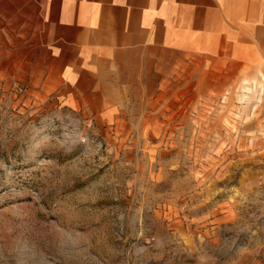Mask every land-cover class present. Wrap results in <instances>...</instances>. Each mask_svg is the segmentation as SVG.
Wrapping results in <instances>:
<instances>
[{
    "label": "rangeland",
    "instance_id": "obj_1",
    "mask_svg": "<svg viewBox=\"0 0 264 264\" xmlns=\"http://www.w3.org/2000/svg\"><path fill=\"white\" fill-rule=\"evenodd\" d=\"M38 58L0 0V264H264V72L169 68L104 121Z\"/></svg>",
    "mask_w": 264,
    "mask_h": 264
},
{
    "label": "crops",
    "instance_id": "obj_2",
    "mask_svg": "<svg viewBox=\"0 0 264 264\" xmlns=\"http://www.w3.org/2000/svg\"><path fill=\"white\" fill-rule=\"evenodd\" d=\"M34 20L58 103L104 121L173 67L264 72V0H1Z\"/></svg>",
    "mask_w": 264,
    "mask_h": 264
},
{
    "label": "built area",
    "instance_id": "obj_3",
    "mask_svg": "<svg viewBox=\"0 0 264 264\" xmlns=\"http://www.w3.org/2000/svg\"><path fill=\"white\" fill-rule=\"evenodd\" d=\"M262 196H263V201H264V190H263V194H262Z\"/></svg>",
    "mask_w": 264,
    "mask_h": 264
}]
</instances>
